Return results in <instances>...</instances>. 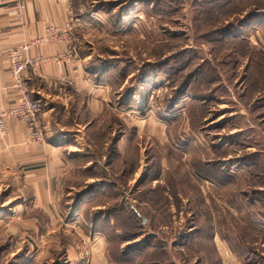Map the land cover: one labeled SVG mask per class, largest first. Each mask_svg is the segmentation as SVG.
Listing matches in <instances>:
<instances>
[{"label": "rangeland", "instance_id": "obj_1", "mask_svg": "<svg viewBox=\"0 0 264 264\" xmlns=\"http://www.w3.org/2000/svg\"><path fill=\"white\" fill-rule=\"evenodd\" d=\"M72 4L81 24L80 50L95 65L111 68L116 87L126 79L114 100L118 117L124 116L119 103L127 91L137 92L130 103L136 113L126 118L141 132L126 129L134 141L125 146L133 152L123 161L127 166L120 168L115 160L108 166V147L93 146L91 169L81 170L87 160L75 159L73 174L51 198L50 209L24 207L20 223L12 218L19 194L0 171V264H20L23 258L25 264L27 259L31 264H141L140 250L132 256L123 251L148 242V233L146 250L154 258L164 251V264H222L224 233L244 255L243 264H264V0ZM55 106L53 113H59ZM156 118L166 123L165 143L144 131ZM255 153L260 156L251 160L254 169L244 165L242 158ZM194 160L214 162L225 179L220 174L219 183L198 178ZM100 176L102 184L74 207L76 197L86 194L84 186ZM222 182L231 189L219 188ZM100 211L112 221V239L107 228L95 229ZM139 227L142 233L127 240ZM27 243L28 258L19 250Z\"/></svg>", "mask_w": 264, "mask_h": 264}, {"label": "crops", "instance_id": "obj_2", "mask_svg": "<svg viewBox=\"0 0 264 264\" xmlns=\"http://www.w3.org/2000/svg\"><path fill=\"white\" fill-rule=\"evenodd\" d=\"M17 1L19 0H0V113L14 106L22 92V89L14 83L8 51L42 36L49 25L63 29L68 22H72L69 39L34 44L25 51L20 50L22 58L34 60L26 65L19 80L28 96L41 101L38 116L43 141L36 144L28 142L24 124L10 118L7 119L6 135L0 136V171L8 179L6 184H12V191L19 194L14 198L16 202L13 204L15 209L12 216L14 220L19 221L22 220L24 207L50 209L51 198L61 191V183H66L73 174L75 159L87 160L82 164L81 170L90 169L89 164L96 160L92 158L93 146L101 149V145L107 146L110 152L106 164L110 166L115 160L120 168H124L126 164L123 161L131 160L130 153H133L132 150L129 153L125 146L132 147L134 142L129 139L126 129L132 126L138 136L141 128L139 129L138 123L135 125L133 120L129 122L126 118V115L136 113L135 110L130 109V103L137 100L135 99L137 92L128 91L126 101L119 103L125 107L122 108L125 117L122 115L118 117L114 100H117L118 92L126 83V79L121 81L120 88L116 87L114 82L118 81L111 75V68L95 65L89 61L90 57L80 50L78 27L81 24L78 23V18L73 16V0H23L25 4L23 20H18L15 16L14 5ZM42 57L46 60L41 61ZM55 103L58 104L59 113H53L57 107ZM108 115L109 124L104 125ZM165 126L164 121L151 119V122L144 127V131L151 132L158 142L165 143L169 139ZM105 135L107 138H103ZM110 145L113 150L109 148ZM105 153L102 154L103 157ZM130 168L132 169V164ZM101 179V176L95 178L91 184L84 186L83 191L86 194H79L76 197L77 203L75 202L74 207L79 206L89 195L88 193L94 192V188L102 184ZM84 182L87 183L88 180ZM210 185L212 188L218 186ZM218 187L231 189L232 185ZM262 187L260 186V189ZM70 189L73 190L72 187ZM66 196H69V192ZM100 213L101 211L97 212L94 223L99 217L104 219L108 217ZM28 216L31 222L37 221L36 217L33 218L30 214ZM109 222L112 224L111 219ZM18 229L20 231L23 227ZM200 236L197 233L195 240H199L197 238ZM220 239L225 245L222 250L225 257L222 264H243L237 253L238 250L231 246L229 237L224 233L220 235ZM22 241L23 239L18 240L19 245ZM138 244L139 242L132 245ZM198 244L201 247V242ZM21 249L24 252L22 254L25 255L26 252L28 258L31 251L28 243L24 247H19V250ZM21 260L23 261L24 258ZM22 261L20 264H25V261ZM26 261V264H31L28 259ZM173 261L175 262L174 259ZM36 262H38L37 258Z\"/></svg>", "mask_w": 264, "mask_h": 264}, {"label": "built area", "instance_id": "obj_3", "mask_svg": "<svg viewBox=\"0 0 264 264\" xmlns=\"http://www.w3.org/2000/svg\"><path fill=\"white\" fill-rule=\"evenodd\" d=\"M25 4L23 0L17 1L14 5L15 16L18 20H23ZM72 22H68L62 29L55 25H49L45 28L42 36H39L18 48L8 51V60L14 83L22 89V92L15 102V105L0 113V135L7 133V119H15L23 122L28 128L26 140L30 143H41L43 141V132L40 124L39 113L41 110V101L34 99L24 92V86L20 83L19 76L23 73L26 65L34 62L33 59L22 58L20 50H27L31 45L42 44L48 41L67 40L71 36ZM41 61L46 58H40Z\"/></svg>", "mask_w": 264, "mask_h": 264}, {"label": "trees", "instance_id": "obj_4", "mask_svg": "<svg viewBox=\"0 0 264 264\" xmlns=\"http://www.w3.org/2000/svg\"><path fill=\"white\" fill-rule=\"evenodd\" d=\"M244 74H246L247 76H248V74H249V70H247V71H245L244 72ZM185 90V89H184ZM127 93H128V91H127ZM183 93V92H182ZM127 96V95H126ZM202 100H203V98H202ZM175 103V102H174ZM109 148L111 149V150H113L112 149V147H111V145L109 146ZM259 154H252V155H247V156H244L243 158H242V161H243V164L244 165H246V166H248V167H252L253 169H254V167H253V160L255 161V160H259ZM252 160V161H251ZM193 166H194V168H195V171H196V176L198 177V178H200V179H211V180H213V181H215V182H217V183H219L218 181H219V174H220V176L223 178V179H225V177H224V172H223V170H219L216 166H215V164H212V163H210L209 161H205V162H203V161H199V160H194L193 162ZM256 168V167H255ZM91 169V168H90ZM263 169H264V166H263ZM153 171V167H150V169H149V171L150 172H148V174H150L152 171ZM257 171H258V169H257ZM228 183H226V182H222L221 183V185H227ZM171 185V184H170ZM252 191H255L256 192V190L255 189H253ZM260 192V191H259ZM259 200V199H258ZM109 217V216H108ZM101 218V217H99V218H97L96 220H95V229H97V231H100L101 229H103V228H107L108 230H109V232H110V239H112L111 237H112V235H111V230H113V226H112V224H110V222H109V218ZM139 221H142V219H139ZM107 222V223H106ZM114 224V223H113ZM138 230L139 231H137L136 233H133L129 238H127V240H129V239H132V238H134V237H136L138 234H141L142 233V228L141 227H139L138 228ZM141 231V232H140ZM115 236V235H114ZM150 235L148 234V236L146 237V240L148 241V242H145V244H143V245H141V246H139V247H136V246H132L131 247V245L130 246H128L129 248L126 250V251H123V254L125 255V256H132V255H135L136 254V252L135 251H137V250H140L142 253H141V256H142V259H140V260H142V261H140L141 262V264H164V263H162V259H164V258H167L168 256H167V254H165L164 253V251H163V254L161 255V258L158 256V257H156V258H154V257H152L151 256V254H153V253H150L151 251H147L146 249H147V247L150 245V243H149V241H151V240H149L150 239V237H149ZM115 238V237H114ZM235 249V248H234ZM152 250V249H151ZM161 250H163V249H161ZM134 251V252H133ZM118 253V252H117ZM238 254H239V256H242L243 254H241V253H239V252H237ZM160 255V254H159ZM244 256V255H243ZM152 257V258H151ZM243 258V257H242ZM115 261H118L117 260V258L115 259ZM130 261V260H129ZM138 263H139V261H138ZM133 264H137V263H133Z\"/></svg>", "mask_w": 264, "mask_h": 264}, {"label": "flooded vegetation", "instance_id": "obj_5", "mask_svg": "<svg viewBox=\"0 0 264 264\" xmlns=\"http://www.w3.org/2000/svg\"><path fill=\"white\" fill-rule=\"evenodd\" d=\"M212 164H215L214 162ZM145 166H147V164H145ZM150 169V167H148V170Z\"/></svg>", "mask_w": 264, "mask_h": 264}, {"label": "water", "instance_id": "obj_6", "mask_svg": "<svg viewBox=\"0 0 264 264\" xmlns=\"http://www.w3.org/2000/svg\"><path fill=\"white\" fill-rule=\"evenodd\" d=\"M142 220H143V222L145 221V219H144V218H143Z\"/></svg>", "mask_w": 264, "mask_h": 264}]
</instances>
